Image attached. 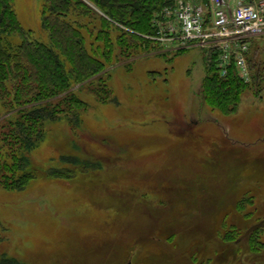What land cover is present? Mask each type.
<instances>
[{
	"label": "rangeland",
	"instance_id": "obj_1",
	"mask_svg": "<svg viewBox=\"0 0 264 264\" xmlns=\"http://www.w3.org/2000/svg\"><path fill=\"white\" fill-rule=\"evenodd\" d=\"M41 5L13 0L24 29L48 42ZM160 42L157 49L129 55L116 47L108 80V98L115 99H105L102 80L85 85L80 96L89 107L81 126L65 114L45 121L31 160L46 170L80 171L72 178L42 175L23 190L0 187V221L8 227L0 258L135 264L142 238L133 239L127 256L126 239L140 232L146 240L148 229H157L165 235L148 234L160 239L150 251L153 262L163 259L169 249L163 246L175 244L180 232L198 231L190 260L168 257L165 264H264V225L235 241L264 219V37L250 43L252 80L229 113L213 108L201 90L205 48ZM74 157L101 167L80 168L64 159ZM226 230L233 235L228 244Z\"/></svg>",
	"mask_w": 264,
	"mask_h": 264
},
{
	"label": "trees",
	"instance_id": "obj_2",
	"mask_svg": "<svg viewBox=\"0 0 264 264\" xmlns=\"http://www.w3.org/2000/svg\"><path fill=\"white\" fill-rule=\"evenodd\" d=\"M173 2L42 0L40 21L49 38L48 42H43L36 38L32 29H24L14 10L13 0H0V99L4 102V112L0 114V187L23 190L42 175L72 178V175L79 173L76 172L80 171L79 168L46 170L40 166L41 163L31 160V151L44 138L45 121L65 114L74 127L81 126L82 115L89 107L88 102L80 96L81 89L102 80L101 89L106 91L105 99H109L111 89L108 80L111 66L115 64L113 58L116 47L122 55L137 50L157 49L161 42L153 38L159 30L154 19L165 6ZM114 29L118 33L112 39L111 32ZM203 58L206 75L201 90L205 100L213 108L220 107L222 112L234 111L248 82L237 76L234 66L229 68L226 75H222L217 67V53L214 50H205ZM78 84V88L74 87ZM103 84L107 86L103 87ZM113 98L111 96L109 100ZM64 159L78 164L80 168L97 170L101 167L98 161L76 157ZM150 230H146V240L137 231L126 239L122 250L127 256L133 239L137 241L142 238L141 242H137L139 248L134 257L135 264H165L168 257H176V260L172 258L176 262L187 261L190 260L189 254L196 251L198 246L200 232H180L178 240H174L175 244L166 243L169 246H163L169 248L162 253L163 259L153 262L150 251L152 247L156 248L155 245L158 246L155 243L160 239L152 241L148 236ZM152 233L155 238L165 235L157 229ZM7 235L8 227L0 221V238L5 240ZM232 237L226 230L222 238L228 244L233 240ZM0 264L25 262L3 253Z\"/></svg>",
	"mask_w": 264,
	"mask_h": 264
},
{
	"label": "built area",
	"instance_id": "obj_3",
	"mask_svg": "<svg viewBox=\"0 0 264 264\" xmlns=\"http://www.w3.org/2000/svg\"><path fill=\"white\" fill-rule=\"evenodd\" d=\"M153 38L177 47L200 45L217 53L222 75L234 66L251 80L247 53L255 37H264V0H174L154 19Z\"/></svg>",
	"mask_w": 264,
	"mask_h": 264
},
{
	"label": "water",
	"instance_id": "obj_4",
	"mask_svg": "<svg viewBox=\"0 0 264 264\" xmlns=\"http://www.w3.org/2000/svg\"><path fill=\"white\" fill-rule=\"evenodd\" d=\"M264 225V219L250 225L249 227H247V230L241 235L239 236V238H237V240H235L236 242H239L240 240L246 238L247 236H249L253 231H255L256 229H258L260 226ZM129 264H131V262H129Z\"/></svg>",
	"mask_w": 264,
	"mask_h": 264
}]
</instances>
